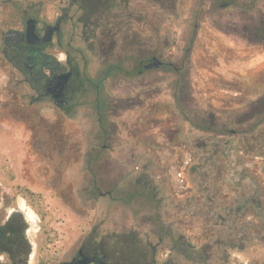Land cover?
<instances>
[{"label":"rangeland","instance_id":"obj_1","mask_svg":"<svg viewBox=\"0 0 264 264\" xmlns=\"http://www.w3.org/2000/svg\"><path fill=\"white\" fill-rule=\"evenodd\" d=\"M103 3L100 26L63 23L58 50L89 77L119 69L60 107L36 100L4 32L74 7L0 0V200L54 231L59 257L85 240L110 264H264V0Z\"/></svg>","mask_w":264,"mask_h":264},{"label":"flooded vegetation","instance_id":"obj_2","mask_svg":"<svg viewBox=\"0 0 264 264\" xmlns=\"http://www.w3.org/2000/svg\"><path fill=\"white\" fill-rule=\"evenodd\" d=\"M104 1L107 0H68L67 6L74 7L72 13L68 14L66 10H63L65 8L62 7L65 5H59V10L51 24L38 26V19L32 15L24 18L21 29L10 28L4 32L6 44L4 55L14 66L17 63L23 66V80L30 86L36 100L50 98L58 106L64 107L70 102L78 81L102 79L108 75V72L119 69L117 66L119 61H116L112 64L115 66L114 69L103 70L98 78L89 77L85 72L78 71L75 66V56L67 50L68 47L58 50L62 48L64 38L63 23L66 20H72L73 23L86 28L91 26L92 16L97 14L93 22L96 27L100 26ZM30 21L33 22L34 32L38 37L44 34L46 26H53L49 44L36 46L29 42L26 28ZM14 31L16 34L6 36V33ZM53 47L57 49L54 50ZM60 54L63 56L60 57ZM157 60L160 61L158 66L153 64L149 66ZM162 63V60L155 55L145 60H138L135 66L136 74L143 70L160 67ZM33 101L30 99V103ZM1 199L0 264H110L102 251L88 250L85 240L77 249L71 248L59 257L57 244L59 240L54 238V231L50 230L43 236L40 233V221L31 220L27 212L15 203V200L12 201L14 204L12 205L4 198ZM35 226L37 230L34 229Z\"/></svg>","mask_w":264,"mask_h":264},{"label":"water","instance_id":"obj_3","mask_svg":"<svg viewBox=\"0 0 264 264\" xmlns=\"http://www.w3.org/2000/svg\"><path fill=\"white\" fill-rule=\"evenodd\" d=\"M52 30H53V26L48 25L46 26L44 34L41 37H38L36 33L34 32L33 22L30 21L26 28V35L30 43L36 46H45L51 42ZM9 34H16V31L6 33V36H8ZM159 63L160 61L157 60L156 62L149 64V66H151L152 64L155 66H158Z\"/></svg>","mask_w":264,"mask_h":264}]
</instances>
